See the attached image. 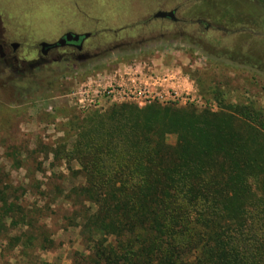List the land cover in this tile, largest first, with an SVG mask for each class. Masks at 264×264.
Wrapping results in <instances>:
<instances>
[{
  "label": "rangeland",
  "instance_id": "obj_1",
  "mask_svg": "<svg viewBox=\"0 0 264 264\" xmlns=\"http://www.w3.org/2000/svg\"><path fill=\"white\" fill-rule=\"evenodd\" d=\"M158 9H175V16L186 22L153 18ZM198 17L212 29L197 23ZM246 17L264 23V3L0 0V45L9 54L8 44L19 43L15 62L0 58V188L9 190V197L36 221L27 229L34 235L27 255L21 257L18 248L9 251L0 244V264L83 261L79 255L86 245L75 216L84 213L85 206L77 205L71 191L82 179L68 170L78 168L75 162L54 152L69 149L85 120L110 108L81 111L72 106L69 93L83 81L109 83L117 73L135 67L171 70L185 75L197 95L216 103L210 113L218 112L215 96L231 105L255 103L264 111V29L253 30L244 23ZM241 18L242 27L235 26L233 21ZM64 32L88 33L84 48L89 56L42 59L37 43L55 41ZM193 108L197 113L205 110ZM166 142L174 144V135H166Z\"/></svg>",
  "mask_w": 264,
  "mask_h": 264
},
{
  "label": "trees",
  "instance_id": "obj_2",
  "mask_svg": "<svg viewBox=\"0 0 264 264\" xmlns=\"http://www.w3.org/2000/svg\"><path fill=\"white\" fill-rule=\"evenodd\" d=\"M215 99L217 113L111 105L54 150L82 179L78 264H264V111ZM8 193L0 244L25 257L36 221Z\"/></svg>",
  "mask_w": 264,
  "mask_h": 264
},
{
  "label": "built area",
  "instance_id": "obj_3",
  "mask_svg": "<svg viewBox=\"0 0 264 264\" xmlns=\"http://www.w3.org/2000/svg\"><path fill=\"white\" fill-rule=\"evenodd\" d=\"M181 72L133 68L117 73L109 83L85 80L69 93L78 110L103 109L119 103L141 105H189L214 111L217 105L197 95Z\"/></svg>",
  "mask_w": 264,
  "mask_h": 264
},
{
  "label": "flooded vegetation",
  "instance_id": "obj_4",
  "mask_svg": "<svg viewBox=\"0 0 264 264\" xmlns=\"http://www.w3.org/2000/svg\"><path fill=\"white\" fill-rule=\"evenodd\" d=\"M171 10L174 13V20H171V19H168V18H158V19H160V20H169V21L175 22V23L186 22V21H181L179 18H177L175 16V9H171ZM158 11H166V10L158 9V10H156L153 13V15L156 12H158ZM153 15H152V17L156 18ZM196 22L199 23V24L205 23L204 21H200V20H196ZM205 24H206V28L212 29V27L209 26L210 23H205ZM215 29H218V28L216 27ZM65 33H67V32H64L59 38H61ZM69 33H73V32H69ZM81 34H85V33H81ZM81 34H79V35H81ZM86 34H88V33H86ZM88 37H89V34L86 37L80 36L76 41L64 42L61 45L55 44L56 41L59 39V38H57L55 41L48 42L47 43L48 45L45 46V47H42L40 45L41 42H38L37 45L39 46V49H38L39 55L41 56L42 59H47L49 57H59V56H62V55H70L71 57H73L75 59L77 58L78 55H82V57H87V56H89V51L84 48V41ZM1 46L2 45H0V49L2 50L1 53H0L1 60L6 61V59L8 57L9 59H11V61L15 62L14 53L16 51V48L19 46V43L10 42L8 44L9 54H8V52L6 53L5 51H3Z\"/></svg>",
  "mask_w": 264,
  "mask_h": 264
},
{
  "label": "water",
  "instance_id": "obj_5",
  "mask_svg": "<svg viewBox=\"0 0 264 264\" xmlns=\"http://www.w3.org/2000/svg\"><path fill=\"white\" fill-rule=\"evenodd\" d=\"M260 1L264 3V0H260ZM153 16L156 17V18H168V19L174 20V13H173L172 10H170V11H158V12H156ZM80 36H82V37H86V36H88V34L85 33V34H81V35H79V34H74V33H69V32H67V33H65L61 38H59V39L56 41L55 44H57V45H61V44L64 43V42H68V41H76ZM40 45H41L42 47H45V46H47L48 44H46V43H41Z\"/></svg>",
  "mask_w": 264,
  "mask_h": 264
},
{
  "label": "crops",
  "instance_id": "obj_6",
  "mask_svg": "<svg viewBox=\"0 0 264 264\" xmlns=\"http://www.w3.org/2000/svg\"><path fill=\"white\" fill-rule=\"evenodd\" d=\"M253 1H257V0H253ZM199 19H195V20H200V21H205V18H200L198 17ZM210 21H212L210 19ZM245 24H247L250 28H252L253 30H258L259 27L263 28L264 29V23L260 22L259 20H257V18L253 19V18H247L244 20ZM223 23H225V21H221ZM214 23V22H213ZM234 24H236L235 26L239 25L240 27H242V18L238 21H233ZM223 28V27H222ZM262 31V29H261ZM263 32V31H262ZM264 33V32H263ZM234 37V36H233ZM236 39L233 40V42L235 41ZM238 40V39H237Z\"/></svg>",
  "mask_w": 264,
  "mask_h": 264
}]
</instances>
